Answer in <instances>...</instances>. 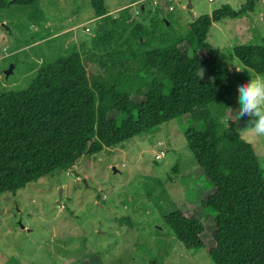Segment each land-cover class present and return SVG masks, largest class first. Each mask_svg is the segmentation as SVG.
Returning a JSON list of instances; mask_svg holds the SVG:
<instances>
[{
  "label": "trees",
  "instance_id": "obj_1",
  "mask_svg": "<svg viewBox=\"0 0 264 264\" xmlns=\"http://www.w3.org/2000/svg\"><path fill=\"white\" fill-rule=\"evenodd\" d=\"M39 1L0 0V10ZM91 7L99 23L88 66L103 75L88 73L73 52L40 68L26 89L0 94V195L187 116V148L214 191L201 202L214 216L211 245L196 217L176 209L163 222L186 250L206 251L213 264H264V172L252 145L218 122L230 108V75L206 42L212 24L252 13L255 0L200 16L177 39L157 12L145 16L140 8L146 23L134 21L129 8L109 16L104 0ZM233 53L243 68L264 74V42ZM203 69L211 82L202 81Z\"/></svg>",
  "mask_w": 264,
  "mask_h": 264
},
{
  "label": "rangeland",
  "instance_id": "obj_2",
  "mask_svg": "<svg viewBox=\"0 0 264 264\" xmlns=\"http://www.w3.org/2000/svg\"><path fill=\"white\" fill-rule=\"evenodd\" d=\"M246 1L191 0L188 10V0H104V7L111 17L129 8L136 22L157 12L177 39L187 36V26L196 18L223 5L238 11ZM140 8L145 16L138 15ZM98 21L91 0H40L30 7L0 10V94L26 89L40 68L73 52L88 73L103 75L98 65L88 66ZM206 42L217 64L229 71L230 108L238 110L237 88L251 74L233 51L263 46L264 0H255L252 13L212 24ZM201 57L206 59L204 53ZM200 76L211 82L205 69ZM210 110L215 113L218 106ZM233 115L228 109L219 124L233 127L252 145L264 172V137L241 134L252 118L235 122ZM188 126L187 116L172 120L85 157L67 172L27 184L15 195H0V264H213L206 251L186 250L163 222L176 209L196 217L211 245L214 216L201 202L214 191L187 148Z\"/></svg>",
  "mask_w": 264,
  "mask_h": 264
},
{
  "label": "clouds",
  "instance_id": "obj_3",
  "mask_svg": "<svg viewBox=\"0 0 264 264\" xmlns=\"http://www.w3.org/2000/svg\"><path fill=\"white\" fill-rule=\"evenodd\" d=\"M252 71H248L251 74L249 82L242 83L237 88L240 108L228 109L234 112L231 121L239 122L245 116L252 118L250 126L241 134L250 133L254 137H264V75H252Z\"/></svg>",
  "mask_w": 264,
  "mask_h": 264
},
{
  "label": "water",
  "instance_id": "obj_4",
  "mask_svg": "<svg viewBox=\"0 0 264 264\" xmlns=\"http://www.w3.org/2000/svg\"><path fill=\"white\" fill-rule=\"evenodd\" d=\"M187 9L190 10L191 9V0H188V3H187ZM192 20H193V17H192ZM78 36L80 37V33L78 32L77 33ZM12 72V66L9 67V69L7 71H5V77H8ZM115 170V169H114Z\"/></svg>",
  "mask_w": 264,
  "mask_h": 264
},
{
  "label": "built area",
  "instance_id": "obj_5",
  "mask_svg": "<svg viewBox=\"0 0 264 264\" xmlns=\"http://www.w3.org/2000/svg\"><path fill=\"white\" fill-rule=\"evenodd\" d=\"M167 1H168V2H172L173 0H167ZM210 1H211V0H208V2H210ZM154 4H156V3H154ZM161 5L164 6V3H161L160 6H161ZM164 7H165V6H164ZM170 10H171V8H170Z\"/></svg>",
  "mask_w": 264,
  "mask_h": 264
},
{
  "label": "crops",
  "instance_id": "obj_6",
  "mask_svg": "<svg viewBox=\"0 0 264 264\" xmlns=\"http://www.w3.org/2000/svg\"><path fill=\"white\" fill-rule=\"evenodd\" d=\"M163 8H165L164 6H162Z\"/></svg>",
  "mask_w": 264,
  "mask_h": 264
}]
</instances>
